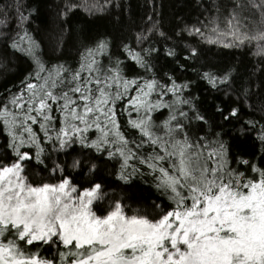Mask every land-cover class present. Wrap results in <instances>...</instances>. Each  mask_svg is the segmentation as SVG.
I'll list each match as a JSON object with an SVG mask.
<instances>
[{
    "label": "snow or ice",
    "instance_id": "1",
    "mask_svg": "<svg viewBox=\"0 0 264 264\" xmlns=\"http://www.w3.org/2000/svg\"><path fill=\"white\" fill-rule=\"evenodd\" d=\"M84 6L89 12L104 8ZM77 7L66 3L64 15ZM26 11L21 0L0 7V41L32 62L21 87L0 100V264H264V124L247 119L239 129H258L259 163L232 158L222 132L200 134L210 120L198 97L185 95L192 81L177 83L168 73L166 81L158 79L153 54L161 49L125 45L143 70L132 77L124 61L113 60L107 39L86 48L75 67L47 62L25 27L31 18ZM225 19L228 30L219 35L232 42L224 46L254 43L264 58V0H233ZM152 31L138 34L137 42L149 40ZM189 32L203 35L200 27ZM164 55L172 64L180 58L175 48ZM196 57L190 49L187 59ZM198 79L225 96L249 99L250 89L233 88L230 69L198 72ZM161 110L166 118L154 119ZM215 112L226 123L243 118L239 107L216 106ZM99 162H111L124 185L151 177L167 206L154 201L149 218L129 215L116 200L98 215L93 205L107 196L95 179ZM31 167L58 180L34 184L26 172ZM69 168L86 176V186L73 182Z\"/></svg>",
    "mask_w": 264,
    "mask_h": 264
},
{
    "label": "trees",
    "instance_id": "2",
    "mask_svg": "<svg viewBox=\"0 0 264 264\" xmlns=\"http://www.w3.org/2000/svg\"><path fill=\"white\" fill-rule=\"evenodd\" d=\"M15 0H0V7L11 6ZM24 8L31 12V18L25 26L29 34L39 42L42 58L51 63L61 62L77 66L81 54L86 48L93 47L97 41L107 39L111 42V55L113 60L117 57L124 61L125 75L132 77L143 74L128 54L124 51L125 45L131 46L134 51L147 48L150 45L161 49L154 53L153 60L158 79L167 80L168 75L173 76L177 83L192 81L189 92L198 97L196 103L201 112L209 117L210 125L204 126L201 135L205 131L214 130L222 132V139L227 142L229 156L232 158L253 159L257 163L261 153L260 141L256 138L258 129H248L243 134L240 132L243 121L253 119L264 124V58L256 55L255 44H247L243 47H225V42H232L231 36L219 35L227 32L226 16L233 0H21ZM73 2L80 5L67 16L64 15L66 3ZM89 5H103L102 11L89 12L85 8ZM25 12V15L28 14ZM151 18V19H150ZM215 21V24L212 23ZM218 24L217 32L213 27ZM195 27L202 29L203 35L190 34L189 30ZM251 27V26H250ZM150 29L149 40L143 44L137 42L140 33H146ZM246 31L250 29H245ZM163 31L162 37L159 32ZM212 41H217L213 43ZM11 42H9L10 44ZM59 47L58 52L53 50ZM167 48H175L179 55L176 64H172L171 57L164 55ZM195 48L197 57L187 59L189 50ZM108 63L107 57L102 58ZM183 69L172 72L171 69ZM231 70L234 78L233 88L250 89L247 103L243 98L237 99L238 93L232 92L225 96L223 92L214 91L203 80L198 79V72L209 71L222 73ZM32 71V62L29 57L14 51L8 44L0 41V100L9 93L16 92ZM171 94L165 99H170ZM254 105V108L248 105ZM216 106L239 107L243 118L233 120L230 123L222 121L215 112ZM166 110L154 113V119L166 118ZM121 124L124 126V116H121ZM246 127V126H245ZM93 136V133H89ZM62 159L65 157L61 156ZM71 163V158H66ZM86 160V157H81ZM29 180L32 183L52 182L58 177H49L47 172L31 167L26 169ZM68 172L74 177L73 182L86 186L87 178L80 171ZM86 173V166L84 169ZM115 169L111 162H99L95 179L104 184L107 196L103 202H97L93 209L98 215L106 214L109 206L116 200L126 205L125 211L129 214L147 215L149 218L155 215V204L167 201L159 197V193L152 185L151 177L142 179L137 177L131 185H124L116 179ZM255 175V174H253ZM41 255H49L41 249Z\"/></svg>",
    "mask_w": 264,
    "mask_h": 264
}]
</instances>
